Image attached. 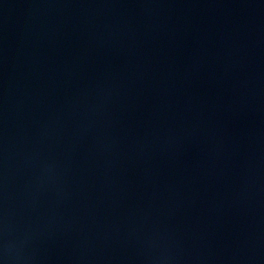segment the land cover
Wrapping results in <instances>:
<instances>
[{
    "label": "water",
    "instance_id": "obj_1",
    "mask_svg": "<svg viewBox=\"0 0 264 264\" xmlns=\"http://www.w3.org/2000/svg\"><path fill=\"white\" fill-rule=\"evenodd\" d=\"M0 264H264V0H0Z\"/></svg>",
    "mask_w": 264,
    "mask_h": 264
}]
</instances>
